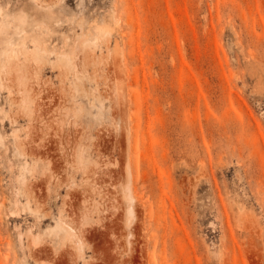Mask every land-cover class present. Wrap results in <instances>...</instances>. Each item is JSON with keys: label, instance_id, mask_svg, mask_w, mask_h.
<instances>
[{"label": "rangeland", "instance_id": "1", "mask_svg": "<svg viewBox=\"0 0 264 264\" xmlns=\"http://www.w3.org/2000/svg\"><path fill=\"white\" fill-rule=\"evenodd\" d=\"M29 240L264 264V0H0V264Z\"/></svg>", "mask_w": 264, "mask_h": 264}, {"label": "bare ground", "instance_id": "2", "mask_svg": "<svg viewBox=\"0 0 264 264\" xmlns=\"http://www.w3.org/2000/svg\"><path fill=\"white\" fill-rule=\"evenodd\" d=\"M16 52H17V50L16 49H12L11 51H9V52H7L6 53V56H5V60L4 61H6V62H8V63H10L11 64V62H13V60L15 59L14 57L16 56ZM65 56H66V54H65ZM7 67L5 64H2V66H1V70H3V67ZM5 72H7L5 69H4V73H3V75L5 74ZM126 195V194H125ZM62 221H63V219H62ZM67 232H68V234H72L71 232V230L70 229H68L67 230ZM28 233L29 234H31V232L30 231H28ZM79 241V240H78ZM28 247H29V249H30V252H31V257H33V259L36 261V263L37 264H46V263H44L43 262V257L41 258L40 256L42 255V252L38 255L34 250H35V248H33L32 247V244H31V241L29 240L28 241ZM34 249V250H33ZM71 251V250H70ZM38 253H39V251H38ZM69 253V252H68ZM46 255H49V254H46ZM73 256V255H72ZM46 257H49V256H46ZM45 258V257H44ZM50 258H52V257H50ZM49 258V259H50ZM71 258V257H70ZM73 258H75V257H73ZM32 259V258H31ZM76 259V258H75ZM78 259H76V262L74 263V264H77L78 263V261H77ZM53 261V260H52ZM55 261V260H54ZM53 261V262H54ZM75 261V260H74ZM73 261V262H74ZM55 264H56V262H54ZM53 263V264H54Z\"/></svg>", "mask_w": 264, "mask_h": 264}]
</instances>
